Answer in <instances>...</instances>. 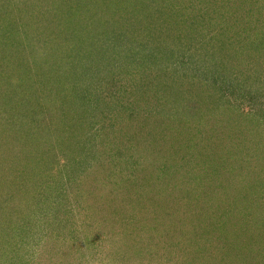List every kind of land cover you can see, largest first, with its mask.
<instances>
[{
    "label": "rangeland",
    "instance_id": "374dc122",
    "mask_svg": "<svg viewBox=\"0 0 264 264\" xmlns=\"http://www.w3.org/2000/svg\"><path fill=\"white\" fill-rule=\"evenodd\" d=\"M0 90V264H264V0H0Z\"/></svg>",
    "mask_w": 264,
    "mask_h": 264
},
{
    "label": "trees",
    "instance_id": "16d2710c",
    "mask_svg": "<svg viewBox=\"0 0 264 264\" xmlns=\"http://www.w3.org/2000/svg\"><path fill=\"white\" fill-rule=\"evenodd\" d=\"M1 84H2V87L3 88H6V87H8V86H10V84H11V82L10 81H1ZM3 88H1V89H3ZM10 92H8V94H6V96L8 97V98H11V99H14V94H15V92H11V90H9ZM2 92H3V90H0V98L2 97ZM54 112V111H53ZM57 112H59L58 110H57ZM38 118L36 117V120H37ZM10 129V128H9ZM48 134H50V133H48ZM39 136H42V137H44L43 136V131H41V132H39V134H38ZM41 137V138H42ZM56 139V138H55ZM57 141V140H56ZM11 152V151H10ZM15 153H18V151L17 152H15ZM19 153H23V151H20ZM10 154V153H9ZM13 155H14V153H13ZM45 166H46V164H45Z\"/></svg>",
    "mask_w": 264,
    "mask_h": 264
}]
</instances>
